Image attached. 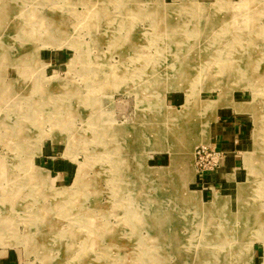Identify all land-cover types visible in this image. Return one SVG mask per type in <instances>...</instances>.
I'll return each instance as SVG.
<instances>
[{
	"label": "rangeland",
	"instance_id": "rangeland-1",
	"mask_svg": "<svg viewBox=\"0 0 264 264\" xmlns=\"http://www.w3.org/2000/svg\"><path fill=\"white\" fill-rule=\"evenodd\" d=\"M226 107L248 122L245 152H264V0H0V262L138 264L158 244L159 264H255L254 247L263 264L255 229L213 248L217 227H194L199 206L254 189L245 152L243 180L198 188L194 151Z\"/></svg>",
	"mask_w": 264,
	"mask_h": 264
},
{
	"label": "bare ground",
	"instance_id": "bare-ground-1",
	"mask_svg": "<svg viewBox=\"0 0 264 264\" xmlns=\"http://www.w3.org/2000/svg\"><path fill=\"white\" fill-rule=\"evenodd\" d=\"M170 13H172V12H170ZM195 15L198 16V13H196ZM159 19H162V17H160ZM162 21L163 20H158V21L155 22V23H157V24H155V29L157 31H159L160 29L162 30V28H163L162 27ZM245 78L246 77L243 75V79H245ZM38 106H35L34 105V107H38ZM38 108H41V107L39 106ZM185 109L187 111L184 112L185 113L184 115H185V117H189L190 116V113H191L190 105L187 104ZM259 132L261 133V135H264V132H262L261 130ZM115 134L118 135V133H115ZM118 137L121 138V135H119ZM262 137H264V136H262ZM205 141L206 140L202 139V141H199V143L205 144ZM187 147H189V146L187 145ZM186 151L188 153H191V156L194 158V152H193L194 149H190L189 148V149H186ZM245 153H246L245 154L246 155L245 165L247 166V168L250 171V177L253 178V182L252 181L251 182L253 183L252 186L254 187V189L250 190V189H246V187L243 188V186H240L239 187V191L237 192V195L235 196L234 199L231 196H224L223 195L224 197L223 196L221 197L220 195H217L214 198V200H213V205H212L213 208H208L207 209V208H203V207L199 206V208L201 209L200 211L202 213L201 214V217L202 218L200 219V221L198 223H196L197 225L194 224V227L196 226V228L203 235L209 234V231H210L209 230V227H217V230H215V231H218L219 232L217 238L220 240L219 241L220 244H218V245H215V244L212 245L213 248H222V246L225 248L228 245L227 244L228 242L234 241L235 239H238L239 240L240 238H238V237H240V233H237V235L234 234L235 236H231L230 237V236H228L229 235L228 232H232V231H234V232H242L243 230H246V227L249 228V229L250 228L255 229L256 230V233H257V236L258 237H261L262 239H264V231H262V230H264V207L262 208L260 206L259 208H257L259 205L253 199L254 196H257L260 191L264 192V163L258 162V161H264V152H258V151H256L254 153L253 152L252 153L245 152ZM131 155L129 154V156L127 157V160L131 157ZM256 159H258V161ZM128 164H129L128 162L125 163V161H123V166L124 167H128ZM82 175L83 174H81V176ZM250 198H252V202L247 201V200H250ZM234 200H235L236 205H237V208H236L235 211L232 208V206H233L232 205V202H234ZM259 201H260V199H259ZM197 204H198V201H197ZM137 206H138V204H137ZM219 207H223V209H226V210L227 209H231V210L229 212L226 211L225 215L223 214L224 217L221 218V216H217L215 214V211H214L216 208H219ZM138 209H139V214H141L140 213L141 212V209L139 207H138ZM158 210L159 209H157V211ZM161 216H162L161 213H159V214L157 213L156 216H155L156 218L154 217L155 218L154 219L155 222L160 221V222H158V224L155 225V226L158 227V231H156L158 235L162 234V231H166V230H168L169 228H171L173 226L171 224L164 223L163 222V217L161 218ZM203 217H205V218L203 219ZM135 218H136V215H135L134 218H132V220L135 219ZM161 219H162V221H161ZM235 223H237V224H240L241 223V225L243 226V229L241 228V230H240V228H239V230H238L236 228L238 225L235 224ZM176 226L177 225H175V227ZM222 237H225V238L222 240ZM192 241H193V239H192ZM199 243H200V241H199ZM184 246H185V244L184 245H181V247H184ZM199 246H198V248H199ZM164 249H165V246H163V245H158V244L157 245H153L152 247H150V249H148V251H146L144 253V255H141L140 257H138V259H137L139 261V262L137 261L138 264H157V263L159 264V262L163 261L162 251ZM208 257H211L212 259H215L214 258L215 257V254L214 253L212 254V253L205 252L201 256V258L203 260H201V259L198 260L199 261V264H210V262H209V259L210 258H208ZM187 264H188V262H187Z\"/></svg>",
	"mask_w": 264,
	"mask_h": 264
},
{
	"label": "crops",
	"instance_id": "crops-1",
	"mask_svg": "<svg viewBox=\"0 0 264 264\" xmlns=\"http://www.w3.org/2000/svg\"><path fill=\"white\" fill-rule=\"evenodd\" d=\"M69 50L67 48L56 51L49 57V62L55 67H63L65 65L63 64L64 61L71 55ZM222 109L219 110L221 111ZM229 109L233 113H229L230 115L224 114L225 118L217 120L216 124L210 130L211 136L209 143L212 147L218 151H223L225 154L223 166L217 173L206 175L203 178L198 176L197 185L201 189V194L205 191L206 194L212 192L214 197L215 190L232 188L234 183H239L244 178V172L241 168V155L245 152L244 143L248 137V122L240 114H236L231 108ZM69 164L68 162L63 163L61 168L62 172L58 173L63 181H66L69 177L72 178L71 174L73 172H71V165ZM257 251L256 247H254L255 264H260L261 258L257 256ZM0 264H20L19 255L7 252L4 254Z\"/></svg>",
	"mask_w": 264,
	"mask_h": 264
},
{
	"label": "built area",
	"instance_id": "built-area-1",
	"mask_svg": "<svg viewBox=\"0 0 264 264\" xmlns=\"http://www.w3.org/2000/svg\"><path fill=\"white\" fill-rule=\"evenodd\" d=\"M195 170L199 177L217 173L223 166L225 154L210 145L198 146L195 149Z\"/></svg>",
	"mask_w": 264,
	"mask_h": 264
}]
</instances>
